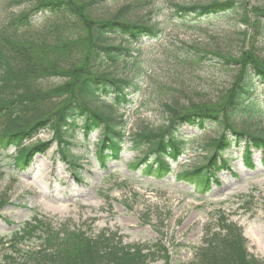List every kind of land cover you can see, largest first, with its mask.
<instances>
[{"label": "trees", "instance_id": "obj_1", "mask_svg": "<svg viewBox=\"0 0 264 264\" xmlns=\"http://www.w3.org/2000/svg\"><path fill=\"white\" fill-rule=\"evenodd\" d=\"M14 1L23 8L0 27V149L15 148L18 167L30 166L56 141L73 174L81 177L79 159L68 152L71 138L81 131L85 141L98 133L95 154L102 167L121 160L128 147L139 154L130 163L133 169L164 180L173 175L174 164L186 151L181 129L208 125L221 130L208 140L205 161L183 169L176 179L205 195L217 173L230 167L237 149H242L239 156L246 166L254 167L256 151L264 164V128L259 120L264 101L260 103L255 95L262 87L264 97V54L258 42L264 29V5L260 0L255 4L249 0L174 4V16L179 19L229 12L241 17L240 23L246 27L238 33L239 52H213L219 64L232 70V83L214 100L164 104L170 112L165 124L131 136L112 113L133 103L131 96L140 87L142 70L135 62L129 64L130 48L113 43L112 37L121 36L135 44L159 38L163 28L151 17L152 11L148 8L144 16L137 14L152 5V0H130L116 10L111 2L119 0ZM42 17L52 23L35 32L34 24ZM202 51L194 58L207 59L206 49ZM107 62L130 65L134 73L130 78L121 77L104 65ZM46 131L53 133L52 140L30 142ZM2 176L0 171V180ZM221 221L218 231L205 232L202 245L195 248V259L186 264H264V258L249 252L242 227L225 215ZM7 241L0 242H7L8 248L0 264H149L155 250L169 258L162 242H157L156 249L124 244L116 233L90 236L78 227H56L37 214L11 232Z\"/></svg>", "mask_w": 264, "mask_h": 264}, {"label": "rangeland", "instance_id": "obj_2", "mask_svg": "<svg viewBox=\"0 0 264 264\" xmlns=\"http://www.w3.org/2000/svg\"><path fill=\"white\" fill-rule=\"evenodd\" d=\"M128 1H113L112 9L116 10ZM210 1L152 0V5L149 3L137 14L144 16L148 8L152 11L151 17L163 28L159 38L135 44L121 36L112 37L113 43L130 48L129 64L135 62L142 70V77L138 78L140 87L131 96L133 103L112 113L119 124H124L127 135L165 124L170 112L164 104H182L189 99L214 100L231 86L232 70L219 64L213 52H239L238 33L246 27L240 23L241 17L234 12L209 18L179 19L174 16L175 3ZM249 1L257 3L256 0ZM260 2L264 5V0ZM15 4L14 0H0V27L24 6ZM44 21L45 17H42L33 30L38 32L44 24L52 23ZM258 42L260 52L264 54V29ZM202 49L208 50L205 51L208 58H194ZM104 65L121 77L130 78L134 73V67L122 62ZM55 82L58 81H52ZM261 92L262 87L255 90L260 103L264 101ZM103 100L110 103L108 98L103 97ZM259 118L264 128V113ZM220 130L216 125H208L205 129L184 126L181 134L186 141V151L175 164L174 174L164 180L133 169L130 163L139 154L128 147L121 160L102 167L95 154L98 133L88 141L83 139L81 131L71 138L68 152L79 159L81 177L72 173L69 162L58 153L56 141L45 154L37 155L30 166L24 168L15 163V148L0 149V171L3 173L0 180V242L7 241L11 232L20 229L25 221L37 214L56 227H78L90 236L104 231L116 233L124 244L139 243L155 248L157 242H162L169 251V258L155 250L149 264H186L195 259V248L202 245L205 232L218 231L221 216L225 215L242 227L249 252L264 258V164L259 153L255 155V167L250 169L236 152L231 168L218 172L205 195L199 194L194 185L174 176L204 162L209 149L207 142ZM52 138L53 133L46 131L30 142H48ZM7 242L0 243V257L8 252Z\"/></svg>", "mask_w": 264, "mask_h": 264}]
</instances>
